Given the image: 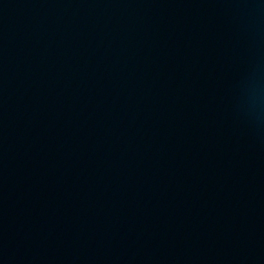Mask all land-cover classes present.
<instances>
[{
	"label": "water",
	"instance_id": "water-1",
	"mask_svg": "<svg viewBox=\"0 0 264 264\" xmlns=\"http://www.w3.org/2000/svg\"><path fill=\"white\" fill-rule=\"evenodd\" d=\"M0 264H264V0H0Z\"/></svg>",
	"mask_w": 264,
	"mask_h": 264
}]
</instances>
